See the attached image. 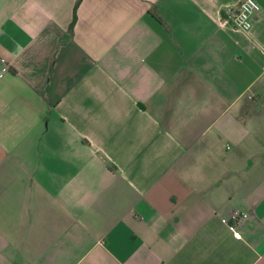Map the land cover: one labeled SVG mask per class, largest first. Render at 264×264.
<instances>
[{
    "label": "crops",
    "instance_id": "1",
    "mask_svg": "<svg viewBox=\"0 0 264 264\" xmlns=\"http://www.w3.org/2000/svg\"><path fill=\"white\" fill-rule=\"evenodd\" d=\"M243 1L0 0V264H264Z\"/></svg>",
    "mask_w": 264,
    "mask_h": 264
},
{
    "label": "built area",
    "instance_id": "2",
    "mask_svg": "<svg viewBox=\"0 0 264 264\" xmlns=\"http://www.w3.org/2000/svg\"><path fill=\"white\" fill-rule=\"evenodd\" d=\"M259 11L260 6L255 0H244L239 6L226 8L224 10V18L238 29L249 32L253 27V17ZM248 218L249 215L247 213L236 211L230 216L223 218L222 222L228 227L235 239L241 240V226Z\"/></svg>",
    "mask_w": 264,
    "mask_h": 264
},
{
    "label": "trees",
    "instance_id": "3",
    "mask_svg": "<svg viewBox=\"0 0 264 264\" xmlns=\"http://www.w3.org/2000/svg\"><path fill=\"white\" fill-rule=\"evenodd\" d=\"M80 3V1L78 2V4ZM78 7V5H77ZM77 7H76V10H77ZM76 10H75V14H74V21L72 22L71 26H70V31H73L74 29V26H75V23L77 21V16H76Z\"/></svg>",
    "mask_w": 264,
    "mask_h": 264
}]
</instances>
